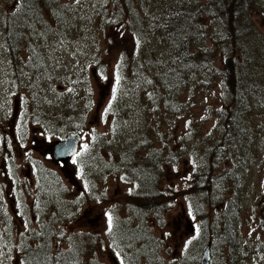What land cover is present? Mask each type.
Segmentation results:
<instances>
[{"label":"rangeland","instance_id":"1","mask_svg":"<svg viewBox=\"0 0 264 264\" xmlns=\"http://www.w3.org/2000/svg\"><path fill=\"white\" fill-rule=\"evenodd\" d=\"M22 1L14 7V0H0V233L5 235L2 228L8 226L11 232L10 245L0 239V264H20L14 253L10 262L5 260L17 250L25 228H38L40 221L52 225L54 244L66 234L78 236L86 258L122 264L121 249L108 238L106 213L115 242L126 230L135 184L118 163L140 162L155 150L161 151L160 185L176 190L162 218L149 216L147 225L167 263L187 261L183 251L195 225L182 192L194 162L210 154L214 182L233 163L240 165L239 158L246 166L238 184L223 182L212 189L206 205L210 222L216 232L224 193L235 192L237 248L243 247L237 264H263L264 87L250 92L242 109L224 81L233 54L226 41L224 0H197L201 35L192 48L193 71L176 93L175 107L165 106L157 69L145 65L164 59L168 48L144 28L127 29L131 19L124 0H32L33 21L24 23L23 35L20 26L14 32L7 28L8 19L21 22L16 14L25 12ZM130 1L139 19L170 5L167 0ZM253 18L264 32V16ZM236 115L244 138L232 151L226 143L230 136L236 139ZM75 132L80 134L75 155L65 162L52 160L46 146ZM24 214L28 222L22 221Z\"/></svg>","mask_w":264,"mask_h":264},{"label":"trees","instance_id":"2","mask_svg":"<svg viewBox=\"0 0 264 264\" xmlns=\"http://www.w3.org/2000/svg\"><path fill=\"white\" fill-rule=\"evenodd\" d=\"M31 1H22L25 12H22V15L16 14L22 16L20 23L8 19L9 31L14 32L20 26L23 35L26 32L24 23L29 22L28 25L31 26L32 12H34ZM44 2L48 3L47 0ZM166 3H170L167 11H154L147 18L139 19L135 8H130L131 1L124 0L128 16L131 22L134 21L133 24L127 22V29L131 31L135 27L138 30L144 28L147 32H152L153 36L168 48L164 59L151 60L145 65L149 64L157 69L155 81L162 91L161 99L165 106L175 107L178 104L175 95L186 86V78L194 68L195 53L192 48L201 35L200 13L195 9L198 5L197 0H167ZM224 9L227 17L224 22L227 31L226 41L233 51L227 59L224 81L227 85H231V94L235 103L246 109L248 94L258 91L261 86L264 87V32L257 28L253 18V14L264 16V0H224ZM16 18L20 20L19 16ZM34 57L35 52L32 50V58ZM232 125L236 139L230 136L226 146L231 145L233 151V144H241L244 138L240 115L234 117ZM148 153L140 162L132 163V160H129L118 163V169L128 170L124 173L129 181L135 184L129 196L133 203L129 209L130 217L124 222L126 230L122 233L120 231L118 239L114 242L111 238L115 230L112 222V230L109 232L111 234H108L111 243L121 249L119 253L121 252L122 264H168L162 255L159 241L153 235L152 227L147 225L151 222L149 216L153 220L162 218L164 211L171 207L176 190L169 184L164 188L160 185L163 179L160 167L161 151ZM238 156L239 154L235 156L236 160ZM239 159L241 164L236 166V162L233 163L228 167V172L221 175L216 182L211 180L214 168L210 167V154L204 162H194L182 192L195 225V238L184 247L183 253L187 259L186 262L183 261L184 264H197L208 242H210V264H237L243 248L241 245L237 248L241 243L238 242L239 230L235 226L240 213L239 198L235 192H230L228 197H226L228 191L223 192L224 205L223 209H220L222 213L215 220L216 232L210 222L206 205L209 206L212 201L211 193L215 186H220L223 182L238 184L242 181L239 173L245 164L242 162L243 159ZM24 220L28 222L25 214L22 217V221ZM51 228L52 225L42 221L38 228H25L23 235L20 236L17 250L10 252L8 259L1 258V260L7 259L5 261L10 262L14 253L20 264H98L97 259L86 258L85 247L81 245L78 236L75 239L73 235L66 234L59 237V243L54 244ZM2 229L5 235L0 233V239H5L10 245V226ZM212 237L214 241H211ZM90 240L93 242L92 238ZM243 244L245 245V242ZM219 245L221 250L217 251ZM262 255L264 262V249ZM171 263L169 261V264Z\"/></svg>","mask_w":264,"mask_h":264},{"label":"water","instance_id":"3","mask_svg":"<svg viewBox=\"0 0 264 264\" xmlns=\"http://www.w3.org/2000/svg\"><path fill=\"white\" fill-rule=\"evenodd\" d=\"M80 143V134L70 133L64 139L56 140L47 146V150L52 158L56 162H65L70 159L78 150ZM210 242H208L200 256L197 264H210Z\"/></svg>","mask_w":264,"mask_h":264},{"label":"snow or ice","instance_id":"4","mask_svg":"<svg viewBox=\"0 0 264 264\" xmlns=\"http://www.w3.org/2000/svg\"><path fill=\"white\" fill-rule=\"evenodd\" d=\"M18 2H19V0H14V7L18 6ZM115 91H116L115 88H113V99L115 98ZM110 106H111V101H109V107ZM105 111H107V109ZM106 216L108 218V232H111V230H112V217L109 214H107V213H106ZM21 235H23V233H21ZM165 235H169V234L165 233ZM194 238L195 237H193V239ZM190 242L191 241L186 242L185 247H187V244L190 243Z\"/></svg>","mask_w":264,"mask_h":264}]
</instances>
